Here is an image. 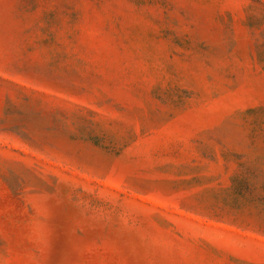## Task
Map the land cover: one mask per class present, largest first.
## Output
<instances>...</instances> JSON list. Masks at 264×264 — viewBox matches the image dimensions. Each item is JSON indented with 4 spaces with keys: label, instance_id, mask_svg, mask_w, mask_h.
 I'll return each mask as SVG.
<instances>
[{
    "label": "rangeland",
    "instance_id": "rangeland-1",
    "mask_svg": "<svg viewBox=\"0 0 264 264\" xmlns=\"http://www.w3.org/2000/svg\"><path fill=\"white\" fill-rule=\"evenodd\" d=\"M0 264H264V0H0Z\"/></svg>",
    "mask_w": 264,
    "mask_h": 264
}]
</instances>
